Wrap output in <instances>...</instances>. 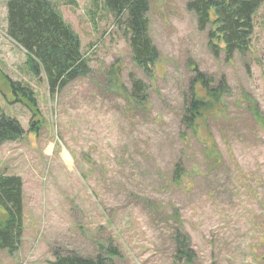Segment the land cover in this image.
<instances>
[{"label":"rangeland","instance_id":"1","mask_svg":"<svg viewBox=\"0 0 264 264\" xmlns=\"http://www.w3.org/2000/svg\"><path fill=\"white\" fill-rule=\"evenodd\" d=\"M8 1L0 0V68L34 89L40 121L35 135L0 146V172L23 179L25 205L20 249L0 251V264H54L55 251L94 257L109 244L118 264H175L176 209L195 264H261L264 127L254 112L264 119V4L251 50L228 59L187 10L192 0H150L160 58L147 76L103 0H49L79 35L92 70L51 95L44 73L30 72L8 36ZM196 71L225 78L230 89L208 121L220 162H206L183 125ZM130 74L148 87L143 108L128 100ZM16 102L0 75V108L29 132L32 114ZM178 164L187 172L181 186L171 181Z\"/></svg>","mask_w":264,"mask_h":264},{"label":"trees","instance_id":"2","mask_svg":"<svg viewBox=\"0 0 264 264\" xmlns=\"http://www.w3.org/2000/svg\"><path fill=\"white\" fill-rule=\"evenodd\" d=\"M103 1L104 8L114 17L116 26L124 31L128 39L135 66L151 76L160 52L151 37L150 0ZM263 4L264 0H192L186 7L196 16L200 30L210 28L209 42L213 52L218 56L224 52L228 59H232L236 53L247 54L251 50L254 16ZM7 21L9 38L26 52V65L30 72L34 76L44 73L51 95L62 92L92 73L79 35L51 1L9 0ZM0 75L5 77L16 103L24 105L32 114L28 132L17 119L6 115L0 108L1 146L35 135L39 129L40 120L36 118L40 116V111L33 88L9 79L1 68ZM130 78L132 90L128 100L134 108H143L149 101L148 87L136 75L130 74ZM218 81L220 84L217 85ZM218 81L199 72L196 74L183 118L186 130L203 145L202 153L209 163H214V160L220 162L221 153L208 121L222 111L221 101L230 92L225 78ZM254 113L264 127V119L257 116V111ZM184 139L187 140L186 137ZM186 174L184 167L178 164L171 181L181 186ZM0 206L5 212V220L0 221V251L13 255L20 249L25 230L24 182L20 176L0 172ZM174 212L173 221L178 224L175 230V264H195L196 255L191 239L180 230L182 222L179 210ZM101 250L102 253L94 257L55 251L54 264H118L115 261L120 257L117 248L109 244L108 247H101ZM260 263L264 264V255Z\"/></svg>","mask_w":264,"mask_h":264}]
</instances>
